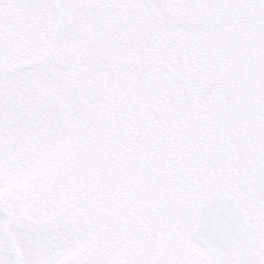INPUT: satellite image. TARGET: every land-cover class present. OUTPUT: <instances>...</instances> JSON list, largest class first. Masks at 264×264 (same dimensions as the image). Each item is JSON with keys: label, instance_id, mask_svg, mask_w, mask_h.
Masks as SVG:
<instances>
[{"label": "snow or ice", "instance_id": "1", "mask_svg": "<svg viewBox=\"0 0 264 264\" xmlns=\"http://www.w3.org/2000/svg\"><path fill=\"white\" fill-rule=\"evenodd\" d=\"M0 264H264V0H0Z\"/></svg>", "mask_w": 264, "mask_h": 264}]
</instances>
